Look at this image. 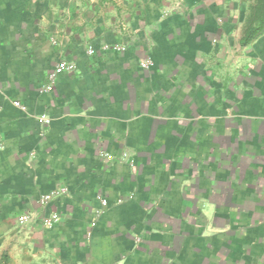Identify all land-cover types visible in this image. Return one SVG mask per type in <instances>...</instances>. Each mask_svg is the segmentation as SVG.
Masks as SVG:
<instances>
[{
  "label": "crops",
  "instance_id": "crops-1",
  "mask_svg": "<svg viewBox=\"0 0 264 264\" xmlns=\"http://www.w3.org/2000/svg\"><path fill=\"white\" fill-rule=\"evenodd\" d=\"M251 5L0 0V264H264Z\"/></svg>",
  "mask_w": 264,
  "mask_h": 264
},
{
  "label": "trees",
  "instance_id": "trees-1",
  "mask_svg": "<svg viewBox=\"0 0 264 264\" xmlns=\"http://www.w3.org/2000/svg\"><path fill=\"white\" fill-rule=\"evenodd\" d=\"M264 34V0H254L243 31L242 44L250 43Z\"/></svg>",
  "mask_w": 264,
  "mask_h": 264
},
{
  "label": "built area",
  "instance_id": "built-area-1",
  "mask_svg": "<svg viewBox=\"0 0 264 264\" xmlns=\"http://www.w3.org/2000/svg\"><path fill=\"white\" fill-rule=\"evenodd\" d=\"M51 43L54 45L58 44V41L56 38H51ZM115 50H119V51H123L125 49L124 45L122 46V44H115L114 45ZM94 50L92 48L89 49V54H93ZM150 61H145L143 64L145 67H148ZM76 72V66L68 61V60H62L60 63H58V65L56 66L55 69H53L49 75H48V81L50 82L48 85H46V89L50 88L51 85H53L57 78L59 77V75H61L62 73H75ZM16 105L21 106L20 103H16ZM126 156V155H125ZM49 197L45 196L43 198L42 203L46 204L47 200ZM59 220V216L58 214H54L51 217L47 218L45 220V225L46 226H51L55 221Z\"/></svg>",
  "mask_w": 264,
  "mask_h": 264
},
{
  "label": "rangeland",
  "instance_id": "rangeland-1",
  "mask_svg": "<svg viewBox=\"0 0 264 264\" xmlns=\"http://www.w3.org/2000/svg\"><path fill=\"white\" fill-rule=\"evenodd\" d=\"M248 1H252V3L254 2V0H248Z\"/></svg>",
  "mask_w": 264,
  "mask_h": 264
}]
</instances>
